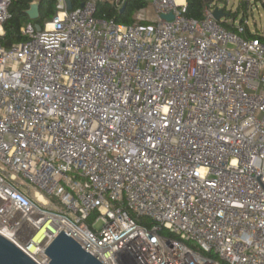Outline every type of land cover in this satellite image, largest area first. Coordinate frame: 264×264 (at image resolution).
I'll return each instance as SVG.
<instances>
[{
  "label": "built area",
  "instance_id": "1",
  "mask_svg": "<svg viewBox=\"0 0 264 264\" xmlns=\"http://www.w3.org/2000/svg\"><path fill=\"white\" fill-rule=\"evenodd\" d=\"M68 1L0 46V236L35 264L60 232L101 264H264V29Z\"/></svg>",
  "mask_w": 264,
  "mask_h": 264
},
{
  "label": "trees",
  "instance_id": "2",
  "mask_svg": "<svg viewBox=\"0 0 264 264\" xmlns=\"http://www.w3.org/2000/svg\"><path fill=\"white\" fill-rule=\"evenodd\" d=\"M10 5L8 7V13L10 18L7 19L2 26L3 34L0 35V46L5 49H9L14 45L24 43L27 38L22 35L21 29L27 24L33 26L38 25L41 29L44 24L51 20L55 13V5L57 0H39L38 5V18L31 21L26 12L29 9L31 3L35 0H9ZM221 1V0H219ZM262 1V0H257ZM118 3L109 0H97L95 3V12L93 17L95 19L111 20L117 24L123 26H130L136 23L135 15L143 9L149 7V0H118ZM82 0H71V5L73 9L80 7ZM218 0H186V13L184 17L190 20L201 21L204 17V9L209 6L218 7ZM226 4L223 6L222 10L227 17L225 21H220V25L228 31L236 32L234 25H229L228 21L235 23L238 18L239 8L242 12L246 13L248 9V2L242 0L239 3L237 11L234 13L226 12ZM262 6L264 7V1H262ZM245 19L242 17L239 21L240 24H244ZM242 37L246 40L257 39L262 44H264V37H260L257 34L250 33L246 30ZM126 209L125 206H123ZM130 217L136 221L137 224L144 226L146 228H151L153 222L145 217L136 216L134 213L129 211ZM96 218V212L90 214L89 218L85 221L87 226H91L93 220ZM170 238H175L172 235H167L165 232L161 233Z\"/></svg>",
  "mask_w": 264,
  "mask_h": 264
},
{
  "label": "water",
  "instance_id": "3",
  "mask_svg": "<svg viewBox=\"0 0 264 264\" xmlns=\"http://www.w3.org/2000/svg\"><path fill=\"white\" fill-rule=\"evenodd\" d=\"M87 1L89 0H82L80 7H83ZM38 5L39 0H35L26 12L31 21L38 18ZM67 9L68 11L72 9L70 1L67 2ZM224 16L225 14L222 9L216 8L213 12V17L217 22H220ZM172 18V15L161 16V19L165 21H171ZM34 28L37 32L41 30L38 25H35ZM43 254L49 259V264H101V262L86 252L64 232H60L52 240L45 248ZM0 264L35 263L16 246L0 236Z\"/></svg>",
  "mask_w": 264,
  "mask_h": 264
},
{
  "label": "rangeland",
  "instance_id": "4",
  "mask_svg": "<svg viewBox=\"0 0 264 264\" xmlns=\"http://www.w3.org/2000/svg\"><path fill=\"white\" fill-rule=\"evenodd\" d=\"M114 1L117 3L118 0H109ZM242 0H221L218 4V8H223L226 4V12L227 13H234L237 11L239 3ZM264 1V0H262ZM262 1L257 0H246L248 2V9L247 12H242V9L239 8V14L236 23H239L240 19L244 17L245 21H247L248 28L251 31H263L264 29V7L262 6ZM149 10V7L147 8ZM147 12V11H146ZM148 18H151L152 15H147ZM227 17H223L221 21H225ZM30 192H33V189H29Z\"/></svg>",
  "mask_w": 264,
  "mask_h": 264
}]
</instances>
